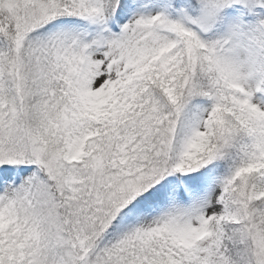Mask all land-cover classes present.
I'll use <instances>...</instances> for the list:
<instances>
[{
	"label": "snow or ice",
	"instance_id": "6c2138e0",
	"mask_svg": "<svg viewBox=\"0 0 264 264\" xmlns=\"http://www.w3.org/2000/svg\"><path fill=\"white\" fill-rule=\"evenodd\" d=\"M0 264H264V0H0Z\"/></svg>",
	"mask_w": 264,
	"mask_h": 264
}]
</instances>
